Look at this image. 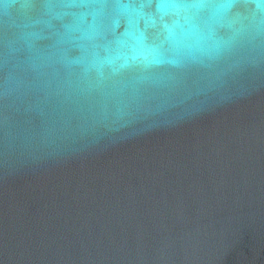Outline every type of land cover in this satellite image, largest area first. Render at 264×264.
Here are the masks:
<instances>
[{"label": "water", "instance_id": "obj_1", "mask_svg": "<svg viewBox=\"0 0 264 264\" xmlns=\"http://www.w3.org/2000/svg\"><path fill=\"white\" fill-rule=\"evenodd\" d=\"M0 264H264V0H0Z\"/></svg>", "mask_w": 264, "mask_h": 264}]
</instances>
